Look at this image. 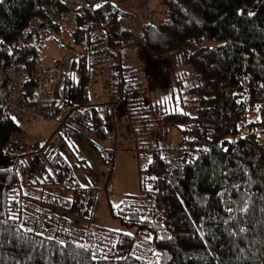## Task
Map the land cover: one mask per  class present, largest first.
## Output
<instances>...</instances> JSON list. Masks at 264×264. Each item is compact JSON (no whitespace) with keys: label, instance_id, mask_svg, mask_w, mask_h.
Here are the masks:
<instances>
[{"label":"trees","instance_id":"16d2710c","mask_svg":"<svg viewBox=\"0 0 264 264\" xmlns=\"http://www.w3.org/2000/svg\"><path fill=\"white\" fill-rule=\"evenodd\" d=\"M92 2L74 15L72 29L64 20L51 22L24 51L41 62L43 39L51 37L74 53L53 61L60 77L53 116L68 108L72 133L104 138L109 109L116 111L112 103L89 102L98 64H108L114 98L125 103L131 124L144 122L149 132L152 118L132 97L141 69L121 63L125 45L174 52L196 71L188 88L195 113L176 109L159 118L179 128L180 142L152 150L141 170L152 173L151 185L143 180L141 194L126 195L112 210L124 226L152 234L154 246L143 249L135 235L79 225L39 205L82 216L88 188L60 151L48 157L57 178L31 173L38 196L24 195L17 168L45 146L23 140L0 108V264H264V142L256 130L264 128V0H162L167 18L144 24L140 35L122 26L126 12L118 4ZM50 7L67 10L60 0H0V56ZM50 184L71 194L38 191Z\"/></svg>","mask_w":264,"mask_h":264},{"label":"rangeland","instance_id":"374dc122","mask_svg":"<svg viewBox=\"0 0 264 264\" xmlns=\"http://www.w3.org/2000/svg\"><path fill=\"white\" fill-rule=\"evenodd\" d=\"M111 1L126 12L122 26L131 29L137 35L141 34L144 24L150 22L157 24L168 16L162 0ZM68 25L71 29L74 27ZM43 40L39 63L53 65L55 59L66 54L67 56L74 54L68 47L61 48L55 44L51 37H45ZM73 45L75 50L80 48L76 43ZM123 48L121 63L124 66L141 69V76L138 79L141 84L136 90L138 93L132 97L141 99L138 101L141 105L138 107H144L152 118L149 132L145 130L144 122L131 124L125 103L117 102L118 100L114 98L108 64H98L92 69L89 102L93 104L109 102L115 105L116 111L113 112L110 108L109 115L106 116V137L97 139L92 132L72 133L71 120L66 117L68 108L58 117L44 118L30 126L23 124L22 129H27L21 133L23 140L37 141L45 148L34 155H26L22 161L23 166L17 168V173L23 189L28 193L30 190V194L34 195L36 189H31L29 175L34 173L41 181L56 179L57 175L48 157L52 152L56 154L60 151L72 165L77 181L88 188L82 216L74 215L60 205L42 202H39V205L49 207L57 215L68 217L79 225H91L135 235L136 244L149 250L150 246H154L153 235L137 232L134 227L124 226L114 217L112 210H116L123 203L126 195L141 194L143 180L146 186L151 185L152 173L147 170L141 171L148 168L151 151L156 147L161 149L175 147L180 142L182 135L179 128L164 124L159 118L166 112L176 109L188 111L190 114L195 113V99L188 88L194 84L196 71L190 64L181 62V56L174 52L160 55L133 42ZM131 108L136 109L133 105ZM255 118L257 115L253 114L247 119L248 122H252ZM256 130L260 140L264 142V128ZM248 131L245 128L243 133ZM98 148L103 149L106 158ZM49 187L51 188L49 191L56 194L64 196L71 194L62 185H47V188ZM42 189L46 190V187L42 186L38 191ZM23 217L27 218V214L25 213Z\"/></svg>","mask_w":264,"mask_h":264},{"label":"built area","instance_id":"2783aa9c","mask_svg":"<svg viewBox=\"0 0 264 264\" xmlns=\"http://www.w3.org/2000/svg\"><path fill=\"white\" fill-rule=\"evenodd\" d=\"M67 10L50 7L46 14L33 20L29 29L14 40L7 55L0 56V108L3 118L13 120L22 129L41 119L53 118L54 98L59 85L58 68L37 62L35 53L25 50L44 36L51 22L62 20L72 26L79 9L91 6L93 0H60ZM27 130V129H25ZM24 128L22 129L25 131Z\"/></svg>","mask_w":264,"mask_h":264},{"label":"crops","instance_id":"0c3cea01","mask_svg":"<svg viewBox=\"0 0 264 264\" xmlns=\"http://www.w3.org/2000/svg\"><path fill=\"white\" fill-rule=\"evenodd\" d=\"M20 182H21V181H20ZM50 187H51V186H50ZM50 187H49V188L46 187V190H45V191H47V189H48V191H49V190L51 189ZM22 188H23V184H22ZM40 188H42V187H39V189H40ZM61 190H63V189H61ZM51 191H52V190H51ZM59 192H60V191H59ZM23 193H24V195H30V190H29V193H28L27 191H25V189H23Z\"/></svg>","mask_w":264,"mask_h":264},{"label":"snow or ice","instance_id":"6c2138e0","mask_svg":"<svg viewBox=\"0 0 264 264\" xmlns=\"http://www.w3.org/2000/svg\"><path fill=\"white\" fill-rule=\"evenodd\" d=\"M96 7H100V5H97ZM166 100L168 99V98H165ZM154 179V178H153Z\"/></svg>","mask_w":264,"mask_h":264},{"label":"bare ground","instance_id":"6f19581e","mask_svg":"<svg viewBox=\"0 0 264 264\" xmlns=\"http://www.w3.org/2000/svg\"><path fill=\"white\" fill-rule=\"evenodd\" d=\"M6 45V44H5ZM8 49V48H7Z\"/></svg>","mask_w":264,"mask_h":264}]
</instances>
